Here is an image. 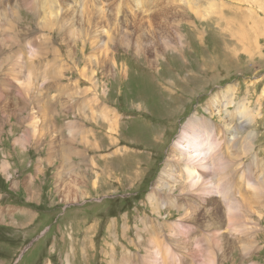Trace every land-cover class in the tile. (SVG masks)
Here are the masks:
<instances>
[{
  "label": "bare ground",
  "instance_id": "1",
  "mask_svg": "<svg viewBox=\"0 0 264 264\" xmlns=\"http://www.w3.org/2000/svg\"><path fill=\"white\" fill-rule=\"evenodd\" d=\"M112 1L106 0L107 3ZM144 1L135 0V5L144 6ZM244 1L248 3L245 4L246 7L249 4L250 8L254 7L251 14H254L257 20L251 18L248 20L252 22L249 29L245 30L240 26V32L236 34L239 38L241 36L239 40L242 43L244 41L243 33L248 39L247 33H254V37L250 38L255 42L258 37L264 35V33L260 35L259 26L261 23L258 22L261 20L260 13L262 14L264 10H261V4L264 7V1ZM183 2L188 11L194 13L197 20H209L208 17L216 5L215 0H185ZM173 3L175 4V2ZM176 7L181 8L180 4ZM186 10L184 9L185 12ZM20 11H25L35 17L37 22L32 28H24L25 26L19 25L21 22ZM179 12V19L175 23L170 19L161 18L163 26L159 24V32L149 33L146 31L143 33L141 31L147 38V46L148 44L157 46L156 50L151 51L146 47L145 39L142 41L136 38L143 43L141 47L131 45L133 39L125 27L128 20L126 18L124 21L107 18L104 14L102 0H0V139L3 136V127L9 126L8 132L11 135L14 134L13 126L23 130L12 142L13 154L17 158H21L18 163L22 162L28 149L46 143L48 148L45 155L48 163L45 167L48 166V170L53 165L52 158H54L55 161L60 162L61 169L77 171L76 174L73 173L75 177L72 180L73 186L70 188H76L78 187L77 183L85 181L77 168L71 167L69 162L71 155L81 157L80 160L86 163L88 169L93 174L96 173L93 170L96 164L92 157L87 159L86 153L87 151L101 152L102 145H99L98 135L102 132V126L106 127L108 134L104 135L110 141V145L112 147L118 145L116 137L120 131L121 116L116 109L112 110L110 104L105 101L109 92L108 87L105 93L103 88L105 84L95 79L96 72L88 71L89 64L102 63L101 66L105 69L106 76L113 75L116 71V64L111 50L123 45L124 49H132L138 57L146 56L145 66L150 70L154 69L155 75L156 72H160L158 58L161 57L159 56L164 57L166 52L171 51L173 54L177 51V46L171 45L173 43L168 39L175 40L179 47H183V35L180 34L181 31L177 25L185 16H182V11ZM162 14L166 16L167 12H162ZM243 20L246 21L244 18ZM216 25L219 31H224L218 26V23ZM167 28L170 29L169 32H173L172 36L166 32ZM226 28L230 30V27L226 26ZM195 34L196 37L201 38V34L197 30ZM53 35L62 37L64 44L70 50L67 52V56L70 58L73 57H71L73 54L84 56L80 62L76 64L73 62L78 77L88 85L84 89L78 88L79 80L72 82L70 87L63 83L66 74L72 69L67 68L59 49L54 47ZM119 35L125 37L124 44H120ZM88 36L94 37V41L90 45H94L92 47L98 53L97 56H85L84 48L86 43L89 44ZM95 57H97L98 63L95 62ZM86 60L87 65L84 66ZM87 72L90 73V76H87ZM125 82L127 84L126 80ZM99 88L103 89L98 90ZM52 92L55 94L53 95ZM234 92L235 88L229 87L223 94L221 93L222 95H218V99L217 95H214L213 101L211 100L210 103L213 109H207L211 117L214 115L213 113L217 115L221 113L219 120L223 124H213L207 118L200 119L202 121L197 118L186 120L164 160V167L158 179L160 180L159 186L153 184L155 187L146 198L145 204L150 210V215L145 219L147 222H144V217L139 218L141 226L132 227L134 230L133 239L130 236L125 237L128 235L127 230L132 229L131 226L128 227L127 223L122 225V240L124 242L127 240V245L119 242L121 240L117 237L114 238L116 230L113 232V236L107 234L101 248V252L107 259L105 264H223L226 259H230L235 248L240 254V259L243 260L257 249L256 241L253 240L256 235L254 231L249 233L253 227H250L251 224L247 223L245 217L247 212L257 215L260 208L264 207L262 173L256 169L258 161L256 156L255 167L251 168L249 165L246 175L241 168L237 167L236 161L242 160L239 158L253 151L254 137H251V133L245 136L241 134L246 130V126L256 120L259 114L256 111L248 110L243 103L238 104L235 110L228 112V106L233 104ZM171 98L173 97L171 96ZM75 99L81 101L84 110L78 118L75 117L73 120L67 121L63 128L57 130L54 117L72 111L77 102ZM69 101L72 105L69 104ZM223 112L225 118L221 117ZM227 115L230 117L228 119L230 124L223 121V119H227ZM80 116H83V121L86 119L92 126L84 122L81 125ZM12 119L14 121H11ZM77 144L80 146L79 149H75L74 145ZM3 148L0 152H3ZM15 155H1L0 176H11V170H19V168H13L10 165L11 158ZM128 155L129 153L118 154L115 152L116 158L119 156L124 158ZM205 161H208V164H205ZM39 163L34 164V167L30 164V167L35 168L33 172L36 177L31 174L22 182V185L26 186L25 191L29 201L36 200V197H33L35 194L33 191L34 179L40 178L44 174V164ZM57 164L59 163L57 162ZM67 166L69 167L67 168ZM206 168L209 171H206ZM252 173L258 174L252 176ZM59 175H61V171ZM139 175L138 170H135L134 174L127 176L128 181L130 176L138 178ZM119 176L122 177V175ZM93 177L91 188L94 190L99 177ZM112 179L120 183L114 176ZM15 181L13 186L18 187L19 182ZM210 193L212 198L209 197ZM163 209H168V211L161 212ZM171 210L178 212V220L169 219L175 213H171ZM10 212L12 211L7 209L6 214ZM1 213H4V210H0ZM27 213L26 224L29 225L34 219V214ZM0 222L4 223L2 219ZM198 222H202L201 225L205 226L210 223V227L202 231L205 226L197 227L195 224ZM141 232H144L145 236L141 235ZM117 252L120 253L119 259H117ZM82 255V257L89 256L86 252H83ZM72 259H75V254L71 258L67 256L66 263L73 264Z\"/></svg>",
  "mask_w": 264,
  "mask_h": 264
},
{
  "label": "rangeland",
  "instance_id": "2",
  "mask_svg": "<svg viewBox=\"0 0 264 264\" xmlns=\"http://www.w3.org/2000/svg\"><path fill=\"white\" fill-rule=\"evenodd\" d=\"M183 1L185 0H145V5L138 7L135 5V0H113L111 3L102 0L104 14L107 18L123 21L126 18L128 20L125 27H127L129 35L132 36V46H143L142 42L136 40V38L142 41L147 39L141 31L143 33L146 31L149 33L159 32V24L163 26L161 18L170 19L175 23L179 19V11H182V16H185L177 25L184 40L183 47H179L175 40L168 39L173 43L171 45L177 46V51L173 54L171 51L166 52L164 57L159 56L161 57L158 58L160 72H156L155 75L154 69L150 70L145 66L146 56L138 57L132 49L126 50L123 45L111 50L116 64V71L113 75L106 76L107 73L102 68V63H98L97 57H95V62L98 65L89 64L88 71L96 72L97 74L94 73L95 79L105 84L103 86L105 93L108 87L107 100L104 96L103 98L110 104L112 110L116 109L119 112L121 116L120 131L116 137L118 145L112 147L110 141L105 137L108 134L106 127L102 126V132L98 135L99 145H102L101 152L87 151V159L92 157L96 164L93 167L96 173L93 174L88 169L86 163L80 160L81 157L70 156L71 167L77 168L79 174L85 178L82 183H77L78 187L70 188L73 186L72 180L77 171L61 169L60 162L55 161L54 158H52L51 168L48 170V166L45 167L48 163L45 155L48 148L46 143L28 149L19 164L18 160L21 158H17L13 154L12 142L23 130L13 126L14 134L11 135L8 132L10 127H3L0 150L2 147L4 148L3 152H0V158L2 154L15 155L16 158L15 156L11 158L10 165L13 168H19V170H11L12 177L9 175H6L7 178L0 176V210H4V213L0 214V219L4 222H0V264H67L66 257L70 256L71 258L73 254H75V259L71 260L73 264H87L88 257V264H105L107 259L101 252V248L107 234L113 236V232L116 230L114 238L117 237L121 240L119 242L127 245L128 241L122 240V225L127 223L131 228L140 227L139 218L144 217L145 220L150 215V210L145 204L146 198L155 187L154 185L159 186L160 180L158 179L164 167V160L168 156L174 140L180 134L181 127L189 118L198 120L207 118L213 124H223L219 120L221 113L219 115L213 113L214 115L211 117L207 109H213L210 103L213 101L214 95H217L218 99L229 87L235 88V96L233 104L228 106V112L235 110L238 104L243 103L248 110L256 111L259 114L256 120L246 126V130L241 134L245 136L251 133V137H254V148L251 153L239 158L242 160L236 161L237 167L241 168L246 175L249 165L254 168L255 156L258 157L256 169L262 173L264 183V27H261L264 26L263 4H261V10H263L262 14L260 13L261 20H258L261 23L259 26L260 35L263 36L253 42L250 37H254V33H247L249 39L245 38L243 33L244 41L240 43L241 36L239 38L236 34L240 32V26L248 30L252 23L248 20L251 18L257 20L255 15L251 14L254 7L250 8V4L246 7L247 1L215 0L216 5L208 17L210 21L208 19L197 20L194 13L188 11ZM172 2H175L176 5ZM42 4L44 5V3ZM179 4L181 8L178 9L176 6ZM184 9H187L186 12ZM162 12H167V15H161ZM20 13V26L32 28L36 24L37 21L32 14L25 11H20ZM171 16L173 17L171 18ZM171 22L169 23L171 24ZM217 23L220 28H223V32L219 31ZM226 26L230 27L231 31ZM195 29L201 34V38L196 37ZM169 31L170 29L167 28L166 32L172 36L173 32ZM118 39L120 44L126 42L122 35H119ZM92 41H94V37L88 36L89 44L86 43L84 48L87 57L98 55L93 49L94 45H92L93 47L90 45ZM53 45L59 49L67 68L72 69L66 74L63 83L70 87L72 82L79 80V89L87 87V83L80 80L78 72L75 70V64L83 60L84 56L80 57L77 54L71 55L72 58L67 56V52L70 50L64 44L62 37L57 35H53ZM145 45L151 51L157 48V46L149 44L147 46V40ZM71 46L73 47V45ZM86 65L87 60L84 62V66ZM89 74L87 72V76ZM52 94L55 93L52 92ZM98 96L101 97V95ZM75 101L77 102L72 111L54 117L57 130L63 128L67 121L73 120L75 117L78 118L84 110L81 101L76 99ZM69 104L72 105L70 101ZM229 115L223 121L230 124ZM221 117L225 118L224 112ZM85 121H83V116H80L81 125L84 122L92 126L86 119ZM79 145H74L75 149H79ZM115 152L118 154L129 153V155L124 158L121 156L116 158ZM39 162L44 164V174L40 178L37 177L38 180L34 179L33 191L35 194L33 197L35 196L36 200L29 201L25 191L26 186H23L22 182L31 174L36 177L33 172L35 168L30 167V164L34 167V164ZM204 163L208 164V161ZM135 170H138L140 175L138 178L130 176L128 181L127 176L134 174ZM60 171L61 175H59ZM206 171H209L208 168ZM257 174L252 173V176ZM93 176L99 177L94 190L91 188ZM112 176L120 183L114 181ZM15 180L19 182L18 187L13 186ZM209 197L212 198L211 193ZM7 209L12 212L6 214ZM166 211L168 209H163L161 212L165 213ZM27 212L34 214V219L29 225L26 224ZM172 212L175 213L169 219L178 220V212L171 210ZM245 219L247 223L251 224L250 227H253V230L248 232L254 231L256 238L252 239L256 241L258 247L245 260L240 259V254L235 248L230 259H226L223 264H250L252 262L264 264V207L260 208L257 215L247 212ZM247 223L246 225L249 227ZM201 224L202 222H198L195 225L197 227L205 226ZM208 227H210V223L206 224L202 231L207 230ZM127 232L128 235L125 237L130 236L133 239V228ZM143 233L141 232V235H144ZM83 252L89 256L82 257ZM119 254L117 252V259H119Z\"/></svg>",
  "mask_w": 264,
  "mask_h": 264
}]
</instances>
